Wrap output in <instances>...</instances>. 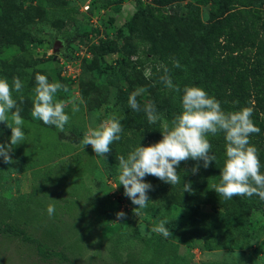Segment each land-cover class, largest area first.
Returning <instances> with one entry per match:
<instances>
[{
	"label": "rangeland",
	"instance_id": "rangeland-1",
	"mask_svg": "<svg viewBox=\"0 0 264 264\" xmlns=\"http://www.w3.org/2000/svg\"><path fill=\"white\" fill-rule=\"evenodd\" d=\"M188 1L194 2L0 0V14L11 15L8 17L15 26L28 25L31 34L40 39L4 43L0 71L3 64L23 59L29 63L25 72L34 77L22 89L24 99L33 100L35 76L42 74L49 82L67 86L68 91H59L56 100L71 99L79 107L73 112L72 104L67 105L70 120L60 131L33 119L31 111L17 102L26 140L13 147V163L0 158V226L12 224L27 235L45 239L53 255L43 258L36 245L21 235L0 233V264H264V214L254 211L245 224L211 217L199 226L192 222L187 207H174L158 221L142 212L136 216V205L118 187L113 189L115 180L103 170L100 156L80 143L89 126L119 116L117 98H128L134 92H139L136 98L148 97L144 88L128 78L129 66L124 64L131 65L134 60L148 67L153 62L163 63L147 52L148 44L125 23L141 7L152 12L154 24L178 28L177 19L186 15ZM86 4L89 9L84 11ZM198 8V20L207 22L210 4ZM257 8L264 20V0ZM28 21L32 23L23 24ZM82 32L92 35L89 44L69 41ZM100 39H113L118 50L105 55L97 69L84 70L83 64L92 59L88 47ZM58 40L61 43L55 50ZM105 65L116 71H102ZM120 65L126 73L118 70ZM144 72L147 74L148 68ZM10 135L11 130L0 122V144L9 143ZM192 169L190 176H195L198 172L193 174ZM49 204L55 205L52 216L46 211ZM200 210L213 212L207 203L201 204ZM120 211L126 216L118 221ZM173 219L177 223L171 224ZM162 220L167 221L165 227L172 234L167 238L151 232Z\"/></svg>",
	"mask_w": 264,
	"mask_h": 264
},
{
	"label": "trees",
	"instance_id": "trees-1",
	"mask_svg": "<svg viewBox=\"0 0 264 264\" xmlns=\"http://www.w3.org/2000/svg\"><path fill=\"white\" fill-rule=\"evenodd\" d=\"M6 1V0H4ZM19 2L22 0H18ZM173 0H154L158 5H167ZM263 0H194L186 2V15L181 16L178 28L167 26L162 28L154 24L152 12L146 8H138L125 23L132 34H138L143 43L148 44L147 52L157 56L158 62L151 63L150 67L144 62L134 60L129 66V77L138 88H144L148 97L136 98L141 111L136 112L128 106V98H117V111L123 131L120 140L114 141L111 151L105 157H100L103 170L118 183V157H127L138 144L149 145L159 141L166 125L181 111V95L185 86H197L204 89L209 96L219 101L225 112L239 110L241 107H252V120L259 127L260 132L250 137V142L258 150V156L264 172V20L259 7ZM210 4L207 22L198 20V6ZM9 14H0V47L4 43L21 44L25 40L39 42L25 27L15 26ZM113 22V18L109 19ZM32 21L23 24H31ZM91 34L82 32L75 34L69 41L78 39L84 45L90 43ZM92 52L90 63L83 64L84 70L97 69L104 56L118 50L113 39L99 40L88 47ZM150 56V57H151ZM137 59V58H136ZM151 59V58H150ZM153 60V59H151ZM174 62L179 63V67ZM29 65L23 59H15L5 63L0 71V78L12 84L13 78L18 77L23 88L25 84L33 81L34 77L28 75L24 67ZM145 68L148 73L145 74ZM116 68L105 65L102 71ZM115 69V70H114ZM167 69V72L165 71ZM119 71L126 73L121 65ZM170 76L174 86L181 91L166 90L161 77ZM22 88V89H23ZM24 90L13 92V98L20 103ZM24 97V96H23ZM153 102L159 114L155 124L147 121L143 107ZM32 99L21 102L23 109L31 111ZM75 129V128H74ZM212 144L210 154L216 157L207 168L199 162L198 173L190 176L192 165L197 161L189 159L181 162L177 167L181 176V184L170 185L153 177L146 176L145 181L153 186L148 192V206L141 210L153 220H161L168 210L174 207H187L191 209L190 217L196 226L208 222L211 217H220L230 221H239L245 224L254 211L264 214V201L257 196L233 197L231 200L219 198L218 194L210 189L214 183H219L220 168L223 165L225 141L223 135L208 137ZM185 163L188 165L184 166ZM189 168V170H187ZM190 182L192 192H182V185ZM122 193L123 186H117ZM129 199V198H128ZM130 200V199H129ZM131 202V200H130ZM210 204L213 212L200 210L201 204ZM137 207V206H136ZM218 207L221 210H218ZM171 224L177 220L170 221ZM167 226V225H166ZM1 234L21 235L22 239L36 245L39 255L43 258L51 257L52 251L44 243L45 239L27 235L23 229L12 224L0 226ZM46 237L48 235L46 234ZM47 241V240H46Z\"/></svg>",
	"mask_w": 264,
	"mask_h": 264
},
{
	"label": "clouds",
	"instance_id": "clouds-1",
	"mask_svg": "<svg viewBox=\"0 0 264 264\" xmlns=\"http://www.w3.org/2000/svg\"><path fill=\"white\" fill-rule=\"evenodd\" d=\"M179 67L178 62H174ZM167 72V69H165ZM162 82L169 89L177 92L179 87L173 85L171 79L164 75ZM36 86L33 89L31 116L42 121L45 125L55 126L64 131L70 116L65 112L68 104H72V111H79L74 100H56V94L63 90L68 91L66 85L59 82H49L45 75L35 76ZM22 81L15 77L10 85L6 79L0 78V122L10 130L9 143L0 144V158L6 164L13 163L10 153L13 147L26 140L23 126L24 119L21 109L13 98V92H21ZM141 92L143 90H140ZM134 92L128 97V106L136 111H141L140 104ZM23 96L20 97L21 102ZM143 111L147 121L155 124L159 114L153 102L144 105ZM253 108L241 107L239 110L225 112L219 101L202 88L185 86L181 95V111L174 116L170 126L166 125L161 131L162 138L149 145L138 144L127 157L119 156L118 183L113 187L122 185L123 194L137 207L134 209L136 216L148 206V192L153 186L145 181L146 176H153L170 185L181 184V176L177 167L181 162L189 159L197 161L192 172L196 174L201 166L207 168L216 160L211 155L212 144L209 136L223 135L225 152L223 165L220 168L219 183H214L210 189L214 190L219 198L231 200L233 197L251 198L257 196L264 201V172L258 156L257 148L251 144L250 137L260 132L252 120ZM123 131L122 124L115 117L101 122L95 127L89 126L80 141L82 148L90 146L92 151L100 157L110 153V145L120 140ZM192 192L190 182L182 185V192ZM55 200V199H53ZM49 216L55 214V205H47ZM117 220L125 218L123 211L118 212ZM167 221L162 220L151 228V232L163 235L165 238L172 235L169 228L165 227Z\"/></svg>",
	"mask_w": 264,
	"mask_h": 264
},
{
	"label": "water",
	"instance_id": "water-1",
	"mask_svg": "<svg viewBox=\"0 0 264 264\" xmlns=\"http://www.w3.org/2000/svg\"><path fill=\"white\" fill-rule=\"evenodd\" d=\"M60 43H61V41H59V40L55 43V48H54L55 50H58Z\"/></svg>",
	"mask_w": 264,
	"mask_h": 264
},
{
	"label": "built area",
	"instance_id": "built-area-1",
	"mask_svg": "<svg viewBox=\"0 0 264 264\" xmlns=\"http://www.w3.org/2000/svg\"><path fill=\"white\" fill-rule=\"evenodd\" d=\"M84 11L88 10L89 9V5L86 4L84 7H83Z\"/></svg>",
	"mask_w": 264,
	"mask_h": 264
}]
</instances>
